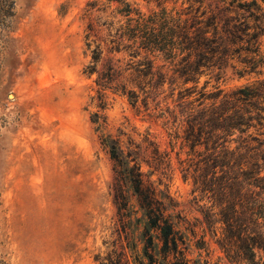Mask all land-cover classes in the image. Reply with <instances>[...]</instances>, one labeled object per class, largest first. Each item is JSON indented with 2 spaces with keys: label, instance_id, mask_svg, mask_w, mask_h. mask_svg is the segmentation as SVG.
Masks as SVG:
<instances>
[{
  "label": "rangeland",
  "instance_id": "obj_1",
  "mask_svg": "<svg viewBox=\"0 0 264 264\" xmlns=\"http://www.w3.org/2000/svg\"><path fill=\"white\" fill-rule=\"evenodd\" d=\"M125 2L145 14L157 9L152 0ZM189 4L199 5L192 0L165 5ZM121 6L114 0H13L14 14L0 13V264H100L116 237L105 139L119 138L126 146L129 138L139 142L149 132L161 150L171 149L164 119L157 115L167 105L173 108L178 91L191 83L170 96L165 82L155 97L128 83L127 89L138 92L134 101L120 87L101 89L96 72H90L108 60L125 67L141 58L116 42L127 18ZM244 56L202 75L197 89L208 81L205 91L215 86L229 91L264 78V34L253 71L240 72ZM198 96L194 92L185 99ZM177 150L170 152L167 176L142 167L192 224L201 218L203 202L195 201L191 181L183 180ZM187 227L181 225L190 263L231 264L207 229L196 226L193 235ZM202 235L205 245L199 248ZM126 255L130 261L135 256L127 250Z\"/></svg>",
  "mask_w": 264,
  "mask_h": 264
},
{
  "label": "trees",
  "instance_id": "obj_2",
  "mask_svg": "<svg viewBox=\"0 0 264 264\" xmlns=\"http://www.w3.org/2000/svg\"><path fill=\"white\" fill-rule=\"evenodd\" d=\"M114 1L127 17L116 42L141 58L125 67L111 60L100 70L94 66L90 72H96V84L120 87L134 101L138 92L127 89L128 83L154 97L165 82L170 96L176 88L192 86L179 90L176 105L157 115L164 119L170 151L161 150L149 132L139 142L129 138L126 146L119 138L105 139L116 237L100 264H207L186 258L184 223L193 235L196 226L207 229L229 263L264 264V78L229 91L218 86L205 91L208 81L197 89L202 75L214 68L222 71L235 55L245 54L242 73L259 65L254 55L264 34V0H192L197 8H169L167 0H152L157 9L148 14L125 0ZM0 13L12 16L13 0H0ZM194 92L196 99H185ZM175 148L183 180L191 181L195 201L203 202L202 216L192 224L142 167L167 176ZM203 237L196 241L199 248L205 245ZM126 250L135 255L133 260Z\"/></svg>",
  "mask_w": 264,
  "mask_h": 264
}]
</instances>
